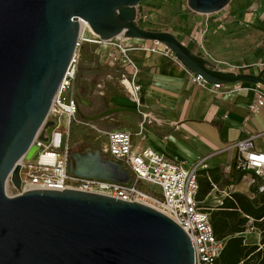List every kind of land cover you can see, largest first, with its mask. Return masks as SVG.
<instances>
[{
  "label": "water",
  "instance_id": "water-1",
  "mask_svg": "<svg viewBox=\"0 0 264 264\" xmlns=\"http://www.w3.org/2000/svg\"><path fill=\"white\" fill-rule=\"evenodd\" d=\"M141 1L0 0V264H194L186 231L141 202L74 189L6 192L11 173L21 190L19 161L36 153V136L49 139L52 101L83 22L103 41L118 36L157 41L209 84L264 86L263 73L216 69L174 34L141 27ZM231 1L188 0V5L209 14ZM69 170L85 178L131 180L130 171L99 148L72 151Z\"/></svg>",
  "mask_w": 264,
  "mask_h": 264
},
{
  "label": "built area",
  "instance_id": "built-area-1",
  "mask_svg": "<svg viewBox=\"0 0 264 264\" xmlns=\"http://www.w3.org/2000/svg\"><path fill=\"white\" fill-rule=\"evenodd\" d=\"M83 23L75 52L52 101L48 119L53 120L55 125L48 130L49 139L42 141L37 135L34 140L37 146L35 158L23 157L19 161L21 190L14 186L12 173L8 176L6 184L14 186L18 194L30 190L74 189L141 202L164 213L186 231L194 248V264H219L218 259L225 247L226 239L218 238L209 209L197 199L199 173L207 168L206 158L188 167L168 158L151 146L143 145L138 140L133 143V134L129 131L111 130L106 132L107 143L103 147V152L128 169L131 180L128 183L111 182L79 177L70 172V154L73 149L70 142L72 124L74 122L87 124L85 119H77L80 112L77 76L83 46L87 43H110L114 51L110 56L109 65L120 66L124 74L131 76L130 85L137 100H140L141 90V86L136 82L138 67L129 54L134 48L120 41L123 36L103 41L91 31L90 27V30L88 27L83 28ZM88 33L91 36H87ZM153 42L161 44L157 41ZM126 59H130V63L122 67L120 62ZM190 74L191 81L198 86L214 89L223 86L209 84L200 74L191 72ZM263 108L264 93H261L249 105V111L251 114H259ZM229 148L237 151L234 171L251 174V182L256 185L257 191L264 192V151L254 148L252 138L232 143ZM143 182L157 185L159 191L145 190L142 187Z\"/></svg>",
  "mask_w": 264,
  "mask_h": 264
},
{
  "label": "crops",
  "instance_id": "crops-1",
  "mask_svg": "<svg viewBox=\"0 0 264 264\" xmlns=\"http://www.w3.org/2000/svg\"><path fill=\"white\" fill-rule=\"evenodd\" d=\"M128 46L134 48L130 52L138 67L140 100L133 95L130 79H125L131 95H112L103 111L86 102V110L80 106L87 123L83 125L104 134L102 147L107 143L106 132L126 130L143 145L188 167L206 158L207 168H219V184L226 179V186L222 187L224 195H216L217 190L213 189L201 202L204 207L222 204L232 192L253 194L256 185L251 182L252 175L234 171L237 151L229 146L252 138L254 148L264 151V108L259 114L249 111V105L264 93V86L236 82L220 89L201 87L191 81L188 69L163 44L134 39ZM116 68L122 71L120 66ZM261 73L264 77V68ZM111 110L115 111L107 113ZM122 111L130 114L123 115Z\"/></svg>",
  "mask_w": 264,
  "mask_h": 264
},
{
  "label": "rangeland",
  "instance_id": "rangeland-1",
  "mask_svg": "<svg viewBox=\"0 0 264 264\" xmlns=\"http://www.w3.org/2000/svg\"><path fill=\"white\" fill-rule=\"evenodd\" d=\"M137 22L147 30L174 34L192 51L210 60L216 69L259 74L264 68V0H232L225 9L209 14L194 11L188 0H142L137 6ZM88 35L91 36L90 33ZM120 41L132 45L134 39L123 36ZM113 51L110 43H87L83 46L77 76V96L83 110H86L83 107L86 102L91 101L103 111L112 95H131L125 82L131 76L109 65ZM120 113L130 114L127 111ZM77 119H83L80 112ZM103 136L101 132L74 122L70 142L74 150L85 149L84 145L78 146L85 142L93 149H101L104 157L111 158L103 152ZM136 141L133 136V143ZM35 156L36 153L30 159ZM223 186H226V179L221 186L217 185L218 189L214 188L216 195L225 194ZM142 187L152 192L159 191L157 185L148 182H143ZM6 192L10 196L18 194L12 185L6 186ZM248 195L254 197L251 191ZM242 235L247 244L258 245L262 251L261 258H254L249 264H264V228L250 220Z\"/></svg>",
  "mask_w": 264,
  "mask_h": 264
},
{
  "label": "trees",
  "instance_id": "trees-1",
  "mask_svg": "<svg viewBox=\"0 0 264 264\" xmlns=\"http://www.w3.org/2000/svg\"><path fill=\"white\" fill-rule=\"evenodd\" d=\"M82 143L78 146L84 145L85 149L89 147L87 143ZM221 179L219 168L202 169L198 179V201H204ZM253 193L254 197H250L239 191L232 192L223 199L222 204L208 208L216 235L226 239L219 264H249L250 260L262 256L259 246L247 244L242 235L250 220L264 228V192L259 193L255 187Z\"/></svg>",
  "mask_w": 264,
  "mask_h": 264
},
{
  "label": "bare ground",
  "instance_id": "bare-ground-1",
  "mask_svg": "<svg viewBox=\"0 0 264 264\" xmlns=\"http://www.w3.org/2000/svg\"><path fill=\"white\" fill-rule=\"evenodd\" d=\"M86 27H88V29L90 30L88 24H87V23H83V28H86ZM87 36H89V35H87ZM129 63H130V59L122 60V61L120 62V64H127V65H128Z\"/></svg>",
  "mask_w": 264,
  "mask_h": 264
},
{
  "label": "flooded vegetation",
  "instance_id": "flooded-vegetation-1",
  "mask_svg": "<svg viewBox=\"0 0 264 264\" xmlns=\"http://www.w3.org/2000/svg\"><path fill=\"white\" fill-rule=\"evenodd\" d=\"M91 104H93L91 101H90ZM74 152H84L83 149H77V150H73Z\"/></svg>",
  "mask_w": 264,
  "mask_h": 264
}]
</instances>
